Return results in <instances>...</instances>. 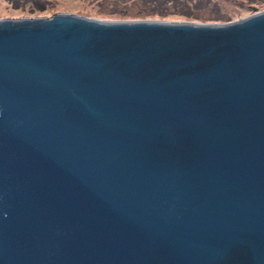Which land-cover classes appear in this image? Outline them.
<instances>
[{"label":"water","instance_id":"1","mask_svg":"<svg viewBox=\"0 0 264 264\" xmlns=\"http://www.w3.org/2000/svg\"><path fill=\"white\" fill-rule=\"evenodd\" d=\"M0 264H264V12L0 20Z\"/></svg>","mask_w":264,"mask_h":264},{"label":"rangeland","instance_id":"2","mask_svg":"<svg viewBox=\"0 0 264 264\" xmlns=\"http://www.w3.org/2000/svg\"><path fill=\"white\" fill-rule=\"evenodd\" d=\"M264 12V0H0V20L58 13L105 21L230 24Z\"/></svg>","mask_w":264,"mask_h":264}]
</instances>
